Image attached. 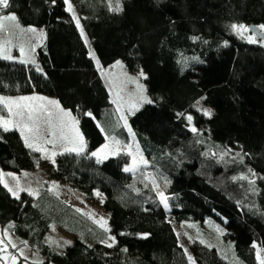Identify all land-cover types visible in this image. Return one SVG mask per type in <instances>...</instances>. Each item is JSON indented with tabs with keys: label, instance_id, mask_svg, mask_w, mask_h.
Here are the masks:
<instances>
[{
	"label": "trees",
	"instance_id": "1",
	"mask_svg": "<svg viewBox=\"0 0 264 264\" xmlns=\"http://www.w3.org/2000/svg\"><path fill=\"white\" fill-rule=\"evenodd\" d=\"M70 1L72 12L64 0H9L8 8L0 7V15L13 13L22 25L46 33L36 64L0 59V93L56 97L78 120L86 150L62 153L53 166L25 145L18 130L0 129V171L20 173L44 165L49 180L77 187L90 202L97 203L95 193H103L116 241L107 247L102 241L109 233L49 190L43 191L39 207L27 192L17 199L0 184L2 231L26 241L18 246L37 253L41 264H189L175 222L214 218L224 225L242 262L260 264L264 41L256 35L258 41L249 43L230 26L260 29L264 0H120V12L110 10V0ZM115 3L111 0L112 7ZM74 11L99 63L90 55ZM118 60L128 71L147 74L152 101L130 123L167 197V210L145 170L124 171L128 154L99 163L91 155L105 141L106 129L131 144L103 76ZM205 106L212 108L211 117L203 114ZM60 212L74 235L63 252L47 242ZM189 247L196 264H231L206 243L192 239Z\"/></svg>",
	"mask_w": 264,
	"mask_h": 264
},
{
	"label": "rangeland",
	"instance_id": "2",
	"mask_svg": "<svg viewBox=\"0 0 264 264\" xmlns=\"http://www.w3.org/2000/svg\"><path fill=\"white\" fill-rule=\"evenodd\" d=\"M74 13L76 15V11H74ZM5 15H13V13H4L0 15V17ZM15 23L16 25H18L17 27H13L11 22H6L5 29L0 31V43H3L5 41H11V44L8 45L9 54L12 57L11 60L16 62L25 60L28 61L26 62V64H36L38 61V51H37L38 47L41 46L46 39V33L44 29L33 26H24L19 22L18 18ZM32 28L36 29L35 33L28 31V29H32ZM83 32H84L83 36L84 38L86 37L87 44L90 49V55L92 57L94 56L95 60L98 61L97 63H99V59L92 47V44L84 28H83ZM244 34L246 36L254 35L250 32ZM20 46H23L25 48V55L23 56L20 54L19 51ZM0 59H4V58L0 56ZM31 61H34V63H32ZM104 71L105 72L103 73V76L111 93L112 101L116 106L118 117L121 121V124L125 128L127 134L129 135L131 144L125 145L117 138V135L114 131L106 129L104 130L105 141L102 143V145H100L97 149H95L92 152L98 151L105 144H108L109 149L106 151V153L101 154L102 157H106V158H102V160H106L110 157L119 156L121 154H128L130 151L132 155L128 154L130 156V161L125 167H131L133 157H136L138 167L135 172L140 170H145L149 182L153 185V181H155L156 185H158L155 176L149 167V161L147 155L140 148L138 143L135 142L136 134L132 129L130 123L131 116L141 107L147 104L148 103L147 101H152L151 97L148 94L147 85L145 81L146 80L145 77H147V74L143 69L137 72L128 71L125 67L123 60H118L112 67L105 68ZM141 71L143 72V76L140 75ZM138 85L140 87H138ZM33 96L44 98V100L42 101L27 102L30 103L33 107L37 108V111L34 114V116L37 119L39 125L41 126L42 133H45L46 130L47 138H51L50 135L51 132L54 131L56 133L57 143L55 147H53L51 144L43 145L48 153L51 152L57 153V155L55 156V163H52L51 159L46 158L45 155L40 152L42 158L48 164L55 166L58 155L67 152L64 151V146L67 145V141L60 140L59 139L60 136L68 135L71 137L73 135V133L70 131L72 120L76 121V129L82 135L79 128V122L70 111L64 109L59 104V101L54 96L44 95L37 92L28 93V94H19L14 96L4 95L0 93V97H4L6 100H19L20 97H33ZM141 97H144L145 99H141ZM48 101L56 102L59 107H56L54 104H49ZM41 104H43L44 106V111H41L39 109V105ZM205 107H206L205 109L210 110L211 113L213 112L212 108H210L209 106H205ZM24 110L25 112H27V109ZM61 110L70 113V116L64 119L63 125L60 120ZM48 111L52 113L51 117H48L46 115ZM0 116H3L4 118L7 119H16L15 117L9 116L7 109L4 107L3 104H0ZM121 116L125 117V119H121ZM48 121H50V123H46ZM125 123L127 124V127H125ZM129 129L131 131H129ZM83 141L86 145L84 137H83ZM113 141L119 142L118 147L120 150L115 154H111L113 148L116 147ZM40 143L43 144V139H41ZM126 146H130V148ZM141 156L145 161H147L146 165L139 162V158ZM94 158L97 159V157ZM2 172L5 174L12 173L15 176H17L19 178V183L22 188H26V189L31 188L34 191H36L37 195H32V196L34 200H36L37 206L43 205L45 201L44 196L42 197L43 191L49 190L50 193L54 196L55 200L58 199L62 201L65 205L71 206L75 210L80 209L79 212L84 213V215L87 216L88 218L89 216L87 214L89 213L93 214L95 219L104 217L108 222V227L111 229L109 223L110 214L106 212L102 206L103 201L105 199V195L103 193L99 192L101 195L98 197L97 203L90 202L89 200L86 199L84 193L80 191V189H78L77 187L61 182L59 180H49L47 173L48 171L47 168L44 167V165H39L34 170H23L20 173L11 172V171H2ZM135 172H130V173L134 174ZM25 173H27V175H25ZM5 179L9 184V187L12 188L16 187V181L13 180L11 177L5 176ZM46 182H48V185L46 184ZM154 188L158 192H161L159 190V186ZM23 192H27V191H21L19 193V197ZM49 210L50 209H47L46 211ZM58 214L60 216L59 217L60 220L57 222L55 221L51 224V227L47 234V242L56 251L63 252L65 248L69 245V244H65V241L72 242L74 235L67 230L68 228L70 229L69 227L70 220L66 217L65 213L60 212ZM64 215L65 217H63ZM90 220L93 221V219ZM94 224L97 225L96 223ZM63 225H65L66 227ZM53 226H54V230H53ZM175 228L180 236V241L182 245L187 250L186 251L187 256L190 255L194 259L193 251L191 247H189L192 239H195L197 241H200L202 239L205 241L206 244L217 248L220 255L231 264H244L235 251L234 242L226 238L227 232L224 225L221 224L219 221L215 220L214 218L207 219L204 222H199V221H189V222H181V223L175 222ZM217 229H219V231ZM4 235L5 233L0 228V236H4ZM7 235L8 236L7 239H5V244H7L8 239H10L12 241V244H15L16 246H18L19 243L22 242V239L16 236L11 238L9 237V235L11 234L7 233ZM109 235L114 236L112 233H109ZM189 237H191L192 239L190 240ZM80 238L84 239L85 237H83V234H80ZM51 241L58 242L60 246H57V243H52ZM108 243H113V242L108 241ZM258 252L260 259H264V249H259ZM12 256L16 257L15 264H41L40 263L41 257L37 253L31 251L27 246H20V247L18 246V248L17 247L13 248L10 244H7L6 252H0V257H3V259H0V264H13V261L11 260ZM25 257H27V259H25ZM260 259L258 260L260 261Z\"/></svg>",
	"mask_w": 264,
	"mask_h": 264
},
{
	"label": "snow or ice",
	"instance_id": "3",
	"mask_svg": "<svg viewBox=\"0 0 264 264\" xmlns=\"http://www.w3.org/2000/svg\"><path fill=\"white\" fill-rule=\"evenodd\" d=\"M64 2L68 5L67 10L69 12H72L73 9H72V5L70 3V0H64ZM0 7L5 8V9L8 8L9 7V0H0ZM109 7H110V10L116 11V12H120L123 10L122 6L120 4V0H116L115 7H112L111 0H110ZM73 16H74V19H76V25L78 28H80L81 35L83 36L84 32H83V28L80 25L79 19L75 17V14H73ZM16 20H17V17L14 14L13 15H5V16L0 17V31L5 29L6 22H11L13 27H17L18 25H16V23H15ZM230 27L232 28L233 31H235L238 35H240L241 38L246 39L249 43H256L257 42V38L255 35H248V36L244 35V33L252 31V29H250L249 27H247L243 24H240V25L233 24ZM260 29L262 32H264V25H261ZM28 31L35 33L36 29L32 28V29H28ZM85 42H87L86 37H85ZM10 44H11V41H5L3 43H0V56H2L4 59H11L12 58L9 54L8 45H10ZM19 51H20V54L22 56L25 55V48L23 46H20ZM93 59H95L94 56H93ZM20 62L26 63L28 61L21 60ZM31 62L34 63V61H31ZM37 71H40L39 67H37ZM140 75L143 76L142 71H141ZM138 87H140V86L138 85ZM141 99H145V98L141 97ZM42 100H44V98L37 97V96L20 97L19 100H6L4 97H0V104L4 105V107L7 109L9 116L16 118V119H7V118H4L3 116H0V129H3V131H5V132L12 130V129L18 130L20 132V135L24 138L25 145L28 148L32 149L33 151L43 153L46 158L51 159L52 163H55V156L57 155V153L56 152L48 153L43 145L51 144L53 147H55L56 143H57L56 133L54 131L51 132L50 133L51 138H47L46 130H45V133H42L41 126L39 125V123L37 122V119L34 116V114L37 111V108L33 107L30 103H27L29 101H42ZM147 102L151 103V101H147ZM48 103L54 104L56 107H59L58 104L54 101H48ZM197 103H199V101H197ZM24 109H27V112H25ZM39 109L41 111H44L43 104L39 105ZM202 111H203L204 115L211 117L212 113L210 110L202 109ZM46 115L48 117H51L52 113L50 111H48L46 113ZM88 115H90V113ZM68 116H70V113H67V112H64L63 110H61L60 120L62 122V125H63L64 119ZM121 119H125V117L121 116ZM186 119L189 121V123H191L193 118H192V116L189 115L186 117ZM46 123H50V121H48ZM125 127H127L126 123H125ZM191 130L194 133L198 131L195 127H193ZM70 131L73 133V135L71 137L68 135H61L59 139L62 141H67V145L64 146V151L76 152V154L79 155L82 152H84L86 145L83 141L82 135L76 129V121L75 120L71 121ZM129 131H131V130L129 129ZM41 139H43V144L40 143ZM113 143H114V145H116V147L113 148V151L111 154H115V153L119 152V150H120L118 147L119 142L113 141ZM126 147L130 148V146H126ZM108 149H109V145L105 144L98 151L92 152L91 155L94 157H97V163H99V162H101L102 158H106V157H102L101 154L106 153V151ZM128 154L132 155V153L130 151ZM139 162L142 164H145V165L147 164V161H145L142 156L139 158ZM137 167H138L137 159H136V157H133L132 166L131 167H125L124 171L135 172L137 170ZM249 171H251V170H249ZM25 175H27V173H25ZM253 175H255V173H253ZM5 176H9L13 180L16 181V187L15 188L9 187V184L6 181ZM241 178L246 179V177H241ZM250 183L254 184V181H250ZM0 184H3V186L5 188H7L8 191L13 196H15L17 199H19V193L21 191H27L29 195H37V192L31 188H27V189L22 188L20 186V183H19V178L12 173L5 174L2 171H0ZM153 186L158 187V185H156L155 181H153ZM56 187H58V186H56ZM253 190H255V189H253ZM95 195L97 197H99L101 194L99 192H97V193H95ZM158 196L161 198L160 202L164 205L165 209L167 210L168 209L167 197H165L162 192H158ZM77 211L79 212L80 209H77ZM81 214L83 215L84 213H81ZM87 215L89 216L90 219H93V222L96 223L101 229H103V231L105 233L111 232V229L108 227V222L104 217H100L99 219H95L93 214L89 213ZM189 226H191V225H189ZM8 227L11 228V227H14V225H9ZM53 230H54V226H53ZM217 230L219 231V229H217ZM121 234H123V233H121ZM177 235L179 237V234H177ZM185 235H187V234H185ZM5 239H7V233L6 232H5L4 236H0V246H2V247H0V252H6L7 251V244H10L13 248L17 247L15 244H12V241L10 239H8L7 244H5ZM189 239L191 240L192 238L189 237ZM108 241H112L114 243L116 241V237L109 235L106 238V240L102 241L103 243L106 244L107 247H112L113 243H108ZM51 242L57 243V246H60L58 244V242H56V241H51ZM22 243H24L25 245L27 244L26 241H24ZM70 243H71L70 241H65V244H70ZM200 243L205 244V241L201 239ZM206 246L211 247V245H208V244H206ZM181 247H183V245H181ZM253 247H256V246L253 245ZM124 251H127V249H124ZM186 251L187 250L185 249V252ZM257 257H258V259H260L259 252H257ZM0 259H3V257H0ZM25 259H27V257H25ZM11 260L13 261V264H15L16 257L12 256ZM188 261H189V264H195V260L190 255L188 256ZM260 264H264V259H260Z\"/></svg>",
	"mask_w": 264,
	"mask_h": 264
},
{
	"label": "water",
	"instance_id": "4",
	"mask_svg": "<svg viewBox=\"0 0 264 264\" xmlns=\"http://www.w3.org/2000/svg\"><path fill=\"white\" fill-rule=\"evenodd\" d=\"M249 28L252 29V34L259 36L264 41V32H262L256 25H249Z\"/></svg>",
	"mask_w": 264,
	"mask_h": 264
}]
</instances>
